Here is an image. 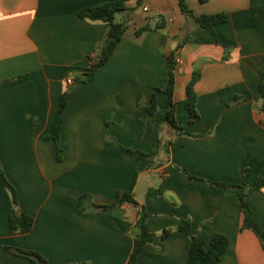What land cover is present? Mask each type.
Segmentation results:
<instances>
[{
  "label": "crops",
  "instance_id": "0c3cea01",
  "mask_svg": "<svg viewBox=\"0 0 264 264\" xmlns=\"http://www.w3.org/2000/svg\"><path fill=\"white\" fill-rule=\"evenodd\" d=\"M104 1L0 0V81L26 75L0 87V158L19 208L35 219L30 232H12L11 195L0 180V264H39L4 246L38 250L49 264H126L144 212L157 235L137 264H189L191 237L177 228L183 218L206 245L214 232L229 237L226 253L211 264H264L259 237L242 228L238 192L215 182L264 175V0H187L196 15L227 13L214 25L217 36L184 14L179 0H128L118 13L128 27L110 59L69 93L59 158L48 135L60 95L107 32L105 22L78 11ZM161 19L165 26L155 28ZM147 23L153 28L138 35ZM172 51L177 118L203 136L180 135L165 121ZM195 71L201 119L193 122L184 100ZM153 91L157 111L143 122ZM107 135L154 157L126 156ZM129 189L136 203L95 213L77 207L82 193L109 204ZM247 201L264 229V187ZM166 228L172 231L164 236Z\"/></svg>",
  "mask_w": 264,
  "mask_h": 264
},
{
  "label": "trees",
  "instance_id": "16d2710c",
  "mask_svg": "<svg viewBox=\"0 0 264 264\" xmlns=\"http://www.w3.org/2000/svg\"><path fill=\"white\" fill-rule=\"evenodd\" d=\"M128 0H107L98 5L86 6L78 11V15L87 20L91 21H103L107 24V32L99 45V49L96 53L88 54L89 66L83 72H75L73 77V83L68 84L67 88L61 93L59 99V105L56 112V116L51 123V131L49 137L52 138L56 144L59 153V158L61 157V115L65 110L68 97L71 89L79 82H89L95 79L97 71L105 65L110 59L111 55L115 51L118 43L122 39L128 25L126 21H117L116 16L118 13L123 12L129 7L127 6ZM205 2L207 0H200ZM179 5L184 14L191 16L195 21L203 27H206L211 32L217 36L214 25L219 22L227 21L228 15L225 12L217 13H202L196 15L193 10L189 7L187 0H179ZM162 22L157 23L155 28L159 29L165 26L164 19ZM153 27L147 23L137 30V34L140 35L143 32L152 29ZM170 69H169V79L165 87L167 93L166 111L164 114L165 121L169 123L172 127L177 130L180 135H190V136H203L205 134H195L185 129V126L177 118V101L175 100V90L177 83V73L179 71L178 61L176 58V53L172 51L169 55ZM201 74L195 71L193 77L187 85V96L184 100V104L191 116V121H198L201 119V115L197 109V92L194 89L195 83L200 78ZM26 75H20L14 78H9L0 81V87L10 85L15 82L24 80ZM161 87H156L160 89ZM261 92L264 93V84H261ZM242 96L237 95L235 102L239 101ZM145 112L143 115V122H145L150 115H153L157 111V94L153 91L151 94V101L149 105L143 107ZM107 140L111 143H118L114 138L106 136ZM162 143V141H161ZM123 153L126 156L133 158H142L146 160H152L153 155L147 153L141 149H133L131 147L122 145L118 143ZM0 180L2 184L9 190L12 201V208L10 211L9 221L10 227L13 233H27L33 229L35 219L32 215H29L19 208V197L18 191L15 185L7 177L0 158ZM219 185L226 188L233 189L238 192L240 197L241 208L244 213V220L242 228H250L259 237L261 244L264 248V229L256 222L252 217V210L247 201V197L255 190L264 187V175L257 176L254 180L244 177L243 181L240 183L226 182V181H215ZM125 202L136 203L137 200L133 194L132 189L129 190H119L117 193V199L113 203L109 204H98L96 203L90 193H82L77 200V207L79 211L85 213H95L104 209L111 207L112 205H121ZM148 213L144 212L141 224L138 226L134 233V245L133 250L130 254V258L126 264H137V258L140 252L143 250L145 245L152 242L156 237V233L151 231L147 226ZM177 228L184 231L191 237L190 247H189V264H211L220 261L224 254L226 253L230 239L226 234L221 232H214L211 236L210 242L206 245L204 239L199 238L195 235L190 219H181ZM172 231L171 228H166L163 230V235L166 236ZM5 249L14 252L19 255H23L33 259L39 264H49L45 256L34 249H23L16 248L12 246H4ZM65 264H96L95 262L85 261V262H70Z\"/></svg>",
  "mask_w": 264,
  "mask_h": 264
},
{
  "label": "built area",
  "instance_id": "2783aa9c",
  "mask_svg": "<svg viewBox=\"0 0 264 264\" xmlns=\"http://www.w3.org/2000/svg\"><path fill=\"white\" fill-rule=\"evenodd\" d=\"M144 10H145V11L149 10V7H148L147 5H145V6H144ZM67 81H68L69 83H73V78H72V77H68V78H67Z\"/></svg>",
  "mask_w": 264,
  "mask_h": 264
},
{
  "label": "rangeland",
  "instance_id": "374dc122",
  "mask_svg": "<svg viewBox=\"0 0 264 264\" xmlns=\"http://www.w3.org/2000/svg\"><path fill=\"white\" fill-rule=\"evenodd\" d=\"M116 20H117V21L121 20V15H120V14H118ZM185 109H186V107H185ZM186 110H187V109H186Z\"/></svg>",
  "mask_w": 264,
  "mask_h": 264
}]
</instances>
